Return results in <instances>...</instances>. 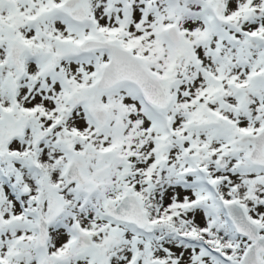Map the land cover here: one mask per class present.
<instances>
[{
  "label": "snow or ice",
  "instance_id": "obj_1",
  "mask_svg": "<svg viewBox=\"0 0 264 264\" xmlns=\"http://www.w3.org/2000/svg\"><path fill=\"white\" fill-rule=\"evenodd\" d=\"M0 264H264V0H0Z\"/></svg>",
  "mask_w": 264,
  "mask_h": 264
}]
</instances>
